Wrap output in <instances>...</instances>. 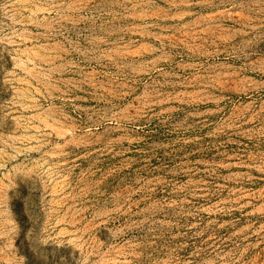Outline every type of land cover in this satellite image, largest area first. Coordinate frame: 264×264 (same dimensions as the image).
<instances>
[{"label": "rangeland", "instance_id": "rangeland-1", "mask_svg": "<svg viewBox=\"0 0 264 264\" xmlns=\"http://www.w3.org/2000/svg\"><path fill=\"white\" fill-rule=\"evenodd\" d=\"M263 21L0 0V264H264Z\"/></svg>", "mask_w": 264, "mask_h": 264}, {"label": "bare ground", "instance_id": "bare-ground-1", "mask_svg": "<svg viewBox=\"0 0 264 264\" xmlns=\"http://www.w3.org/2000/svg\"><path fill=\"white\" fill-rule=\"evenodd\" d=\"M249 9V8H248ZM250 10V9H249ZM252 10V9H251ZM248 14V13H247ZM250 14V13H249ZM251 14H252V12H251ZM256 15V14H255ZM243 16V15H242ZM239 17L238 18V21H241V22H244V23H246V22H248L247 21V19H245L244 18V16L243 17ZM246 16V15H245ZM249 18V16H246V18ZM253 18H255V17H251L250 19H249V21L250 22H253V21H255V19H253ZM260 22V21H259ZM262 22V21H261ZM264 22V21H263ZM257 24H258V22H257ZM260 24V23H259ZM247 25H248V23H247ZM249 26V25H248ZM256 26V24L255 23H253L251 26H249L250 28H253V27H255ZM264 48V45L263 44H259L258 45V47L256 48V50H262ZM258 71H260L262 74H264V65L263 66H259V69H258ZM220 77H225L227 80H232L233 78H234V76L232 75V74H227V75H224V76H220ZM219 77V78H220ZM223 81V80H222ZM117 124H119V123H117ZM118 129V128H117Z\"/></svg>", "mask_w": 264, "mask_h": 264}]
</instances>
